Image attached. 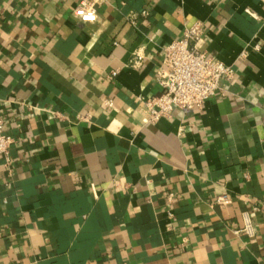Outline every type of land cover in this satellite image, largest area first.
<instances>
[{
    "label": "crops",
    "instance_id": "1",
    "mask_svg": "<svg viewBox=\"0 0 264 264\" xmlns=\"http://www.w3.org/2000/svg\"><path fill=\"white\" fill-rule=\"evenodd\" d=\"M79 2L0 0V264H264V0ZM195 24L232 78L148 123Z\"/></svg>",
    "mask_w": 264,
    "mask_h": 264
},
{
    "label": "built area",
    "instance_id": "2",
    "mask_svg": "<svg viewBox=\"0 0 264 264\" xmlns=\"http://www.w3.org/2000/svg\"><path fill=\"white\" fill-rule=\"evenodd\" d=\"M106 0H80L75 13L81 22H93L96 19L95 6ZM129 20L134 24L135 16ZM202 27L195 24L186 29L181 39L172 42L164 49L161 67L156 74V83L161 89L158 97L144 103L148 123L161 119H170L174 111L189 113L202 109L204 104L216 95L223 94L222 85L231 80L233 71L215 58L207 57L198 44L201 41ZM142 58L137 57L134 66ZM106 106L110 102L105 103ZM12 139L4 134V123L0 119V157L10 164L9 148ZM229 204L226 195L217 198V205ZM244 233L250 234V224L245 222Z\"/></svg>",
    "mask_w": 264,
    "mask_h": 264
}]
</instances>
